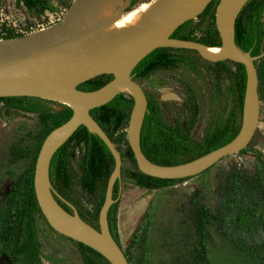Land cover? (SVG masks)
<instances>
[{"label": "rangeland", "instance_id": "374dc122", "mask_svg": "<svg viewBox=\"0 0 264 264\" xmlns=\"http://www.w3.org/2000/svg\"><path fill=\"white\" fill-rule=\"evenodd\" d=\"M48 1L54 10L35 14L24 10L17 0H0V23L5 31L0 41L17 38L12 36L8 24L10 28L34 23L39 25L34 29L50 27L62 19L72 2ZM154 1L133 0L122 19ZM213 14L214 11H206L192 20L187 29L190 36L202 40L213 28ZM260 21L263 35L258 53H264V10ZM166 51L176 57L169 68H158L134 79L144 93L152 118L199 145L206 144L208 135L219 125L228 128L235 120L238 128L242 103L235 64L210 63L190 50L167 48ZM254 66L260 106L258 125L243 153L226 156L203 173L184 181L153 190L133 185L130 177L138 170L124 155L130 109L125 112L121 128L111 136L121 158L116 198L111 205L117 203L115 238L129 264H196L200 248L205 246L207 257L206 240L215 235L234 239L237 249L229 242L213 238L208 245L211 264H264V56ZM107 77L101 79L106 81ZM120 93L130 98L127 90ZM49 102L51 110L43 114L20 112L0 102V212L15 187L18 192L13 207L23 206L21 195L32 174L37 149L43 137L60 121L59 116L70 112L65 105ZM82 157L81 144H65L63 182L55 178L54 184L57 188L64 184L65 195L77 214L95 225L103 185L98 184L92 193L81 189ZM244 191L248 196L243 195L247 198L240 202ZM250 191L261 204L262 221L246 232L238 227L234 216L240 205H246L249 198L254 200ZM199 209L213 217L201 236L196 234L193 225V216ZM33 216L40 254L32 252L26 235L21 234L19 243L23 253L16 264H45L43 257L53 261H46L47 264H82L74 241L54 232L39 210ZM0 264L10 263L0 255Z\"/></svg>", "mask_w": 264, "mask_h": 264}, {"label": "water", "instance_id": "95a60500", "mask_svg": "<svg viewBox=\"0 0 264 264\" xmlns=\"http://www.w3.org/2000/svg\"><path fill=\"white\" fill-rule=\"evenodd\" d=\"M248 0H218L213 24L218 47L192 40L171 38L183 23L196 19L211 0H155L130 27L108 30L129 7L130 0H72L60 21L26 36L0 41V98L32 97L68 107L69 118L51 129L37 151L32 173L36 205L47 225L57 234L99 254L108 264H129L106 224L112 189L119 183L121 158L110 139L91 118L89 111L108 103L121 90L131 101L126 143L138 172L159 180H182L197 176L222 158L245 149L258 125L259 100L254 63L264 53L250 55L234 44L232 22ZM159 48L190 50L210 63L229 61L243 67L245 75L240 124L225 145L190 161L156 165L139 147V133L147 113L146 99L132 70L150 52ZM209 48L218 49L211 53ZM111 78L92 91L76 87L98 76ZM95 135L113 159L97 213V228L85 223L76 209L52 188L48 168L53 153L80 127ZM66 205L70 212L58 203Z\"/></svg>", "mask_w": 264, "mask_h": 264}, {"label": "trees", "instance_id": "16d2710c", "mask_svg": "<svg viewBox=\"0 0 264 264\" xmlns=\"http://www.w3.org/2000/svg\"><path fill=\"white\" fill-rule=\"evenodd\" d=\"M17 1L22 2L27 11L35 12V14H40L44 10L50 12L54 10V6L48 0ZM217 2L218 0H211V2L203 11L202 15H204L206 11H214ZM263 10L264 0H248L239 11L236 19L234 20L232 32L234 44L240 51L249 52L250 55L258 54L261 37L263 35L262 23L260 21ZM191 22L192 21H187L183 23L171 34L170 37L180 40H192L210 47H218L220 45L219 38L214 28V24L213 28L206 34V36H204L202 40H196L191 37L190 32L187 31ZM166 50L167 48H159L146 55L132 70L131 73L133 75V78L135 79L144 77L149 72L158 68H169V66L176 60V57L168 54ZM223 62L224 61L218 62V64H221ZM235 67L238 71V95L241 104L244 92L245 75L243 67L241 65L235 64ZM102 76H98L94 79L86 81L78 85L76 89L85 92L95 90L101 87L111 78L110 76H108L107 80L103 81L101 79ZM0 102L5 107L30 114H43L51 110L49 107L51 102L32 97L0 98ZM131 105L132 101L130 98L124 96L123 93H118L105 105L89 111V115L91 116V118L103 130L112 144L114 143L111 136L121 128L122 122L125 119L124 114L126 111L131 109ZM70 114L71 111H68L67 114H61L59 116L60 121L55 124L53 128L66 121L69 118ZM238 128L236 127L235 120H232L228 124V128L224 125H219L208 135L209 137L206 144L199 145L181 135L180 133L176 132L175 130L154 120L148 110L143 117L140 127L139 147L143 156L153 164L164 166L177 165L195 159L209 151L225 145L236 135ZM69 142H73L74 146L81 144L83 147L81 176L79 184L84 192L92 193L96 186H98V184L103 185L102 193L104 192L106 180L113 167V159L104 144L95 135L89 133L82 126H80L71 135V137L53 153L48 168L50 184L63 200L71 204V202L65 195V185L61 183L60 188H57L54 184L55 178H59V180L61 178V182H63V150L65 144ZM243 151L244 149L241 150L238 154L243 153ZM124 155L134 163L127 143ZM130 180L132 181L133 185L139 188L153 190L169 186L186 179L159 180L142 175L138 172L136 174H132ZM117 184L118 182L114 183L112 189V199L116 198ZM17 192V188L15 187L7 196L4 208L0 212V255H2L10 264H16L18 261H20L21 254L23 253L22 244L19 243V236L21 234L26 235L32 252H34L35 254H40L33 216V214L39 209L36 205L33 194L32 174L26 181V185L21 195L24 201L23 206L14 208V198ZM246 194L248 196V193H246L245 191L244 193H242V199H240V202H243V200L247 198L244 197ZM250 194H252L251 191ZM250 197H254V195L252 194ZM250 199L251 198L248 199V202H250V204H246L244 206L240 205L235 213L234 218L236 224L240 228H249L251 225L257 223L256 218H258V221H262V209L260 202L256 200V197H254L255 201H252ZM59 204L66 211H70L68 207L62 202H59ZM116 207L117 203L114 202L109 206L106 213L107 228L115 242L116 234L114 221ZM78 215L85 223H87L91 227L95 228L94 226L97 225V217L94 218V225L92 221L85 219L79 212ZM212 218V215L208 214L203 209H199L195 213V215L193 216V225L198 236H201L203 234L205 225ZM76 244L78 246V253L82 264H108L99 254H97L93 250L82 244ZM43 258L48 262H53L49 258ZM196 260L200 264H206L204 247L200 248V252L196 256Z\"/></svg>", "mask_w": 264, "mask_h": 264}, {"label": "bare ground", "instance_id": "6f19581e", "mask_svg": "<svg viewBox=\"0 0 264 264\" xmlns=\"http://www.w3.org/2000/svg\"><path fill=\"white\" fill-rule=\"evenodd\" d=\"M149 4H145L142 7H140L138 10L134 11L133 13L129 14L128 16H126L124 18V20L122 19L124 13L121 15L120 18L116 19L115 21H113L108 30H113V29H122L125 27H130L132 25H135L142 17V14L148 9ZM120 22V24L118 25V23ZM121 22H123L121 24ZM209 52L211 53H217L218 49L216 48H209L208 49Z\"/></svg>", "mask_w": 264, "mask_h": 264}, {"label": "built area", "instance_id": "2783aa9c", "mask_svg": "<svg viewBox=\"0 0 264 264\" xmlns=\"http://www.w3.org/2000/svg\"><path fill=\"white\" fill-rule=\"evenodd\" d=\"M3 24L0 23V35H4L5 31L2 30ZM39 26L38 24L34 23V25H27V24H21L20 26L18 25H13V27H9V24L7 25V28H9L10 32L12 33V36L14 37H20V36H26L29 35L31 33H34L36 31H40L42 30V28L40 29H34L35 27ZM247 204H250V202H247ZM242 242V241H241Z\"/></svg>", "mask_w": 264, "mask_h": 264}, {"label": "crops", "instance_id": "0c3cea01", "mask_svg": "<svg viewBox=\"0 0 264 264\" xmlns=\"http://www.w3.org/2000/svg\"><path fill=\"white\" fill-rule=\"evenodd\" d=\"M213 238H217V239H220V240H223V241H225V242H229V243H231L234 247H235V243L232 241V240H230V239H226V238H224V236H221V235H215L214 237H209V239H208V242H207V240H206V250H207V257H206V264H211V262H210V259H209V257H208V245H209V243H210V241H213L214 239ZM235 244V245H234ZM236 248V247H235ZM204 249H205V246H204ZM237 249V248H236ZM239 249V248H238ZM205 256H206V252H205Z\"/></svg>", "mask_w": 264, "mask_h": 264}, {"label": "flooded vegetation", "instance_id": "af4514ba", "mask_svg": "<svg viewBox=\"0 0 264 264\" xmlns=\"http://www.w3.org/2000/svg\"><path fill=\"white\" fill-rule=\"evenodd\" d=\"M121 1H123V0H121ZM132 1L133 0H130V2H129V5H131V3H132ZM19 4L24 8V10L26 9L25 7H24V5L22 4V2H19ZM207 7V6H206ZM205 7V8H206ZM205 10V9H204ZM203 10V11H204ZM203 13V12H202ZM202 13L198 16V17H200L201 15H202ZM53 188V187H52ZM58 203H59V201H58ZM70 204V203H69ZM72 205V204H71ZM73 206V205H72ZM63 208V207H62ZM64 209V208H63ZM69 209V208H68ZM65 210V209H64ZM68 212H70V211H68ZM256 221H258V219L256 218ZM254 227H256V224H253V225H251L249 228H241L242 229V231H251ZM230 240H232V241H234V243H236L235 242V240L234 239H230ZM239 247H240V245H239ZM2 256V255H1ZM3 257V256H2ZM196 264H200L197 260H196Z\"/></svg>", "mask_w": 264, "mask_h": 264}, {"label": "clouds", "instance_id": "9594fccd", "mask_svg": "<svg viewBox=\"0 0 264 264\" xmlns=\"http://www.w3.org/2000/svg\"><path fill=\"white\" fill-rule=\"evenodd\" d=\"M45 264H47V262L45 261Z\"/></svg>", "mask_w": 264, "mask_h": 264}]
</instances>
